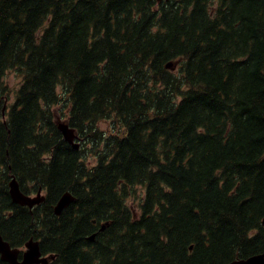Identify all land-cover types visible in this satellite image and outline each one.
Wrapping results in <instances>:
<instances>
[{
	"label": "trees",
	"instance_id": "trees-1",
	"mask_svg": "<svg viewBox=\"0 0 264 264\" xmlns=\"http://www.w3.org/2000/svg\"><path fill=\"white\" fill-rule=\"evenodd\" d=\"M12 69L0 118L12 247L38 240L47 264L264 251V0H0V93ZM57 104L80 146L63 139ZM12 177L43 194L32 211L11 200ZM93 219L106 226L89 240Z\"/></svg>",
	"mask_w": 264,
	"mask_h": 264
},
{
	"label": "water",
	"instance_id": "water-1",
	"mask_svg": "<svg viewBox=\"0 0 264 264\" xmlns=\"http://www.w3.org/2000/svg\"><path fill=\"white\" fill-rule=\"evenodd\" d=\"M167 67L172 66V62L166 65ZM58 128L60 129L63 139L72 144L73 147H77V143H73L75 138L74 131L68 127L64 122L58 121ZM8 191L11 197V200L14 203H17L22 206L32 207L34 204H38L42 201L43 196L40 193V190L37 192L36 196H30L24 194L18 186L17 181L14 177L8 182ZM74 197L70 193H64L58 199L57 203L54 206L55 214H59L62 209L67 207ZM261 224H264V215L261 219ZM94 236V234H92ZM91 237V236H90ZM25 246L27 250L23 252L21 262L17 261L18 248H11L9 243L4 241L0 235V257L2 260L8 262L9 264H32V263H45L47 258H53L52 256H41L39 251V241L29 239ZM225 264H264V251L257 254H252L247 257L235 258Z\"/></svg>",
	"mask_w": 264,
	"mask_h": 264
},
{
	"label": "rangeland",
	"instance_id": "rangeland-1",
	"mask_svg": "<svg viewBox=\"0 0 264 264\" xmlns=\"http://www.w3.org/2000/svg\"><path fill=\"white\" fill-rule=\"evenodd\" d=\"M20 76L19 74L14 70H9L4 75L2 84L4 85V89L2 93H0V118L2 117V107L5 105L3 109V113L5 109L7 110L8 106L11 104L13 97H14V90L16 86L19 84ZM59 104L54 106L55 110V118L58 120H62V113L58 110ZM98 127L103 128L108 133L109 131H112L111 124L107 121L101 120L98 122ZM79 142V146L82 144V141L80 139H76ZM136 208V207H135Z\"/></svg>",
	"mask_w": 264,
	"mask_h": 264
},
{
	"label": "flooded vegetation",
	"instance_id": "flooded-vegetation-1",
	"mask_svg": "<svg viewBox=\"0 0 264 264\" xmlns=\"http://www.w3.org/2000/svg\"><path fill=\"white\" fill-rule=\"evenodd\" d=\"M32 195H35V194H32ZM43 195V194H42ZM44 198V197H43ZM42 201H43V199H42ZM41 202V201H40ZM39 202V203H40ZM38 203V204H39ZM37 205V203L36 204H34V205H32V207H28V206H25L29 211H32L33 209H34V207ZM22 206V205H21ZM54 210V209H53ZM62 211V210H61ZM61 211H60V213H61ZM59 213V214H60ZM92 223L94 224V226H95V231L94 232H91V234H90V236L88 237V239L89 240H93L94 238H95V235L99 232V231H101L106 225V222H103V223H101V222H99V223H96L95 222V220L93 219L92 220ZM99 225V227H98V225ZM263 225V224H262ZM98 229H99V231H98ZM92 234H94V236L92 235ZM31 239V238H30ZM4 240V239H3ZM34 240V239H33ZM5 241V240H4ZM28 241V240H27ZM26 241V242H27ZM7 242V241H6ZM26 242H24L23 244H22V246H15V247H12L10 244V247L11 248H18V250H19V252H18V255H17V261L18 262H21V260H22V255H23V252L24 251H26L27 250V247L25 246V243ZM41 256H44V255H41ZM0 259H1V257H0ZM50 258H47V260H46V262L45 263H32V264H47L50 260H49ZM2 260V259H1ZM2 261H4V260H2ZM6 262V261H5ZM6 263H8V262H6ZM9 264V263H8Z\"/></svg>",
	"mask_w": 264,
	"mask_h": 264
},
{
	"label": "bare ground",
	"instance_id": "bare-ground-1",
	"mask_svg": "<svg viewBox=\"0 0 264 264\" xmlns=\"http://www.w3.org/2000/svg\"><path fill=\"white\" fill-rule=\"evenodd\" d=\"M261 253V252H260ZM257 254V253H256ZM250 256V255H249ZM247 257V256H246Z\"/></svg>",
	"mask_w": 264,
	"mask_h": 264
}]
</instances>
